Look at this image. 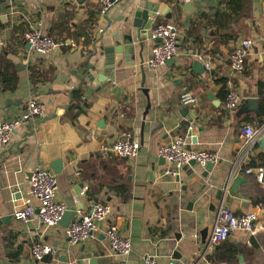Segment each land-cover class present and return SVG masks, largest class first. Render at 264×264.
I'll use <instances>...</instances> for the list:
<instances>
[{"label":"crops","instance_id":"obj_1","mask_svg":"<svg viewBox=\"0 0 264 264\" xmlns=\"http://www.w3.org/2000/svg\"><path fill=\"white\" fill-rule=\"evenodd\" d=\"M148 1L162 10L154 14L151 26H177L178 55L172 62L148 67L146 61L157 40L147 38L142 64L138 59L135 67L122 62L113 68L111 81L96 86L103 68L102 50L120 38L126 19L142 8L144 0H120L104 15L99 12L98 0H0V63L11 61L16 72L14 88L0 85V121L20 115L30 99L43 109L42 116L18 126L0 151V264H143L145 256L155 257L158 264L169 260L177 264H239L238 253L245 264H264V211L259 208L264 205V179L259 182L254 171L231 175L241 142L239 128L244 124L254 126L258 135L242 166L264 167L249 165L250 160L264 162V148L259 145L264 135L260 107L264 0H243L235 9L226 8V0H193L189 14H185L183 3L175 0ZM96 9L95 23L85 26L87 38L78 37L89 12ZM221 9L228 13L229 22L225 28H216L211 23ZM168 13L171 18L166 17ZM30 28L53 35L58 48L42 56L29 53L22 35ZM243 38L253 44L239 74L231 70L229 61ZM189 51L204 54L210 68L194 69V62L202 63ZM18 64L22 68L18 69ZM30 66L46 78L32 82ZM88 69L93 74L90 84L85 81ZM74 88L81 90L85 102L79 113L70 108ZM230 91L241 97L235 108L227 106ZM185 92L194 96L192 104L181 102ZM249 98L254 100L252 107L245 102ZM89 131L95 138L86 136ZM125 132L140 144L135 157H108L99 151L100 142H114ZM188 132L196 137L195 143ZM175 136H188L190 149L212 151L216 161L209 167L188 164L178 177L162 175L168 163L158 155V147ZM58 159L63 168L56 198L65 202L68 210L83 214L93 201L112 207L95 236L79 243L71 242L59 223L44 227L35 218L24 225L12 217L13 209L26 196L29 172L37 166L53 172L51 164ZM77 170L80 176H75ZM236 176L244 180L232 189ZM220 204L235 215L255 210L254 230L233 232L212 245L210 235ZM109 225L129 237L131 250L127 254L110 250L102 233ZM32 241L53 246V259L34 260L29 249ZM230 247L236 248L233 256ZM224 256L229 261L221 259Z\"/></svg>","mask_w":264,"mask_h":264},{"label":"built area","instance_id":"obj_2","mask_svg":"<svg viewBox=\"0 0 264 264\" xmlns=\"http://www.w3.org/2000/svg\"><path fill=\"white\" fill-rule=\"evenodd\" d=\"M120 0H98L99 12L104 15L107 10ZM179 3H189L193 0H175ZM151 38L157 40L152 49L151 56L146 61V65L150 68H156L164 65L167 60L178 55V28L175 24L158 23L148 29ZM23 40L28 45L29 53L37 55H46L56 48L59 43L49 34L43 33L39 29H27L23 32ZM253 42L249 38L240 40L238 47L234 50L230 57L229 65L233 72L242 73L245 66V59L251 49ZM73 45V44H72ZM189 55L200 61L204 68H210V62L204 54H195L189 51ZM241 97L238 93L230 91L226 95L227 106L235 108ZM195 101L191 93L185 92L181 96L183 104H192ZM42 105L30 99L26 102L24 110L18 116L10 120L0 121V151L8 144L13 131L29 119L42 116ZM264 130V125H262ZM123 137L114 142H100L99 151L108 156L115 158H133L137 155L140 144L133 139L129 133H123ZM258 131L254 126L244 124L239 128L240 145L235 153L231 175L242 171L244 174H250L252 171L256 174V179L262 182L264 179V167L251 168L242 166L249 157L251 148L253 147ZM88 138H95L93 132L89 131L86 135ZM188 136H175L170 142L161 144L158 147V155L167 161L168 166L163 168L161 174L178 177L184 166L189 161L194 160L195 163L206 166L208 163L216 161V154L204 149L187 148L186 138ZM77 170L75 176H80ZM86 190V187L84 188ZM58 190V181L56 175L47 168L37 166L30 176L29 186L26 196L23 198L22 204L15 207L12 211V217L24 224H29L35 218L44 226H52L58 224L64 211L68 210L65 202L56 198ZM34 201L38 205H35ZM76 202L77 198L72 199ZM260 210L264 211V205H259ZM112 213V207L108 203L93 201L90 208L83 214L76 215V218L70 221L65 229V233L69 240L79 243L87 239L93 238L100 230V225L106 221ZM257 212L250 210L240 215H235L228 207L220 204L215 212L214 225L210 235V243L212 245L219 244L226 240L233 232H252L254 230ZM102 233L106 238L109 248L117 254H127L131 250V242L129 237L121 234L115 225H109L102 229ZM30 253L34 260L41 261L44 256L53 259L56 249L42 241H32L30 244ZM143 264H158L153 256H145ZM167 264H177L174 260H169ZM184 264H195L187 262Z\"/></svg>","mask_w":264,"mask_h":264},{"label":"water","instance_id":"obj_3","mask_svg":"<svg viewBox=\"0 0 264 264\" xmlns=\"http://www.w3.org/2000/svg\"><path fill=\"white\" fill-rule=\"evenodd\" d=\"M182 6L185 14H189V11L192 10L190 2L183 3ZM186 10H188V12H186ZM157 12L162 13L161 7L151 4L148 0H144L142 8L139 10H135L130 20L126 19V23L124 24L123 29L121 30L120 38L115 39L111 45L104 48L101 52V54H104L103 68L100 75L97 77L98 81L94 82L96 86H101V84L105 81H111L113 68L122 62L124 66L135 67V61L138 59L142 64L141 52L144 47L143 43L147 38H150V35L147 31L152 25L154 14ZM166 17L171 18V14H166ZM114 36H117V32L114 34ZM26 47H28L27 44ZM136 48H138L137 54ZM19 60L20 62L22 61L21 55H19ZM169 62H172V59L167 60L166 63ZM193 64L194 69H196L197 71H201L202 69H204L203 65L199 62H194ZM17 68H22V66L18 64ZM91 69L95 70V67H92ZM91 74L92 71L90 72V70L88 69L85 81L89 84L92 82ZM245 102L251 107L254 104V100L250 98L247 99ZM256 111L257 112L255 113L259 114L257 108ZM188 136L191 137L192 143H195L196 137L191 135V132H188ZM259 145L264 148V135L259 139ZM187 148H190V146H187ZM189 164L194 165L195 161L191 160L189 161ZM210 165L211 163H208L206 166L209 167ZM51 167L57 179H61V170L63 168L62 160L58 159L52 162ZM29 176H31V172H29ZM243 180L244 178L242 176H236L231 186L232 189L235 185H237ZM78 187L81 188L82 184H79ZM76 215L77 212L75 210L64 211L58 222L59 225L61 227L66 228L69 225L71 219H73V217H75ZM237 259L239 261V264H245L243 255L241 253L237 254ZM46 260L47 257L44 256L42 258V261L45 262Z\"/></svg>","mask_w":264,"mask_h":264},{"label":"trees","instance_id":"obj_4","mask_svg":"<svg viewBox=\"0 0 264 264\" xmlns=\"http://www.w3.org/2000/svg\"><path fill=\"white\" fill-rule=\"evenodd\" d=\"M243 5V0H226V8H239ZM97 13V9L95 10L94 13L89 12V15L87 19L84 21V26L82 31L78 34V37L84 36L87 38L88 34L86 32L85 26L87 23H95V15ZM228 13L224 10L221 9L218 11V13L215 16V19L212 21V25L216 28H225L227 23L229 22L228 19ZM94 17V18H93ZM57 25V23L55 24ZM51 35L50 33H48ZM54 39H56L53 35H51ZM226 37H230L231 35L225 34ZM61 43L64 44L65 38H62ZM29 78L32 80V82L40 81V79H45L46 74L41 73L38 70L34 69V66L29 67ZM0 85L5 87V88H14L16 85V72L14 69V65L11 61H3L0 63ZM83 105H85V102L82 100V94L81 90L79 88H74L71 92V103H70V108L72 110H75L76 113L82 112L83 111ZM261 112L264 114V93L261 98ZM264 165L263 161L260 162H254L252 160L249 161V165L252 166H257V165ZM119 190L123 191V193L127 194V191L125 190L124 187L119 188ZM230 253L229 255H234L236 253V248L230 247L229 249ZM228 256L221 257V259L228 260Z\"/></svg>","mask_w":264,"mask_h":264}]
</instances>
